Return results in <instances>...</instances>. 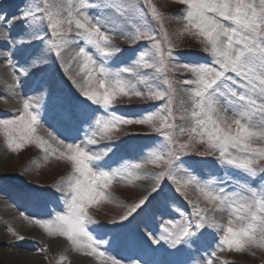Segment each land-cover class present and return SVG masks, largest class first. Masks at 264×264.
Masks as SVG:
<instances>
[{"label":"rangeland","instance_id":"obj_1","mask_svg":"<svg viewBox=\"0 0 264 264\" xmlns=\"http://www.w3.org/2000/svg\"><path fill=\"white\" fill-rule=\"evenodd\" d=\"M255 3L259 4V0ZM82 5L88 7L82 8ZM153 7L162 18L159 23L151 15ZM45 8L60 13L63 19L68 18L69 12L73 20L80 19L81 12L93 22L94 18H100L109 30L112 45L121 50L114 54L102 53L75 36H70L73 42L67 46L61 40L50 38V44L61 46L63 59L55 56V47L52 52L45 51L44 38L13 45L12 40L28 39L34 31L41 36L50 32L46 20L32 29L28 19L20 18L23 11L36 13L38 10L43 12ZM186 15L187 7L182 0H96L95 7L89 4V0H0V18L9 17L18 29L11 32L7 28L9 21L5 29L0 23V84L4 71L10 70L18 87L28 88V96L38 95L32 103L34 107L29 109L37 116V122L32 125L35 131L21 147H16L20 143V134L10 137L0 125V264H112L113 260L120 264H204L214 251L216 259L212 264H224L225 261L228 264H264V248L257 244L245 245L239 251L227 246L223 250L217 248L228 221H232L234 228H241L252 223L250 216L254 215L259 223L260 211L254 202L260 200L264 193V183H261L264 173L259 175L258 171L259 176L253 177L227 161L221 162L218 152L198 155L208 151V143L206 136L191 133L194 125L190 118L194 85L177 86L172 98L169 123H174L175 128H169L168 134L176 147L180 143L189 144V149L177 153L173 160L171 175L181 181L177 185L172 179L159 176L161 172L168 173L164 164L151 162L155 155L168 151L164 135L153 131V127H159V120L153 121L152 125L120 124L113 129L114 138L111 140L94 135L98 132L96 118L107 119L113 113L133 120L153 113L163 115L158 109L165 102L119 96L111 110L106 112L103 106L84 97L70 78L71 66L74 69L82 66L78 58L74 59L80 47H85L97 67L111 73L121 72L123 79L145 93L149 87L163 90L165 77L173 82L194 79L191 72L174 70V65L187 63L218 68L212 64V56L204 52L202 38L186 30ZM225 23L231 26V22ZM72 28L75 32L74 23ZM137 32H146L154 36L155 41H136ZM4 37H8L7 41L2 39ZM157 41L161 43L166 57L169 50L173 54L164 64L160 63L159 53L153 47ZM6 57L13 61L15 67L7 66ZM38 58L47 62L30 67ZM144 64L152 67L144 68ZM125 67L132 71L123 73ZM227 75L235 76L231 72ZM76 76V80L82 83L83 74ZM237 90L241 91L238 86ZM220 104H224L223 99ZM50 108L52 116L49 117L47 112ZM23 111L1 84L0 120L14 119ZM228 115L231 116L232 112L229 111ZM61 122L70 126L60 130L65 126L63 124L60 128ZM47 123L52 124L51 128ZM254 123L257 125L255 131H264L259 127L258 116ZM89 138L96 143L89 144ZM40 140L47 143L41 146ZM66 141L101 157L93 162V171L117 173L105 190V198L88 205L91 219L85 226L97 242L93 247H97L103 256L90 254L89 248L77 249L66 236L51 233L43 226L68 212L70 197L67 192L72 168L67 155L60 156L61 152L67 153ZM251 142L254 147H264V138L259 136ZM45 148L49 150L46 152ZM229 151L232 155L240 154L235 149L230 148ZM136 165L141 167L136 168ZM256 167L258 170L264 167V159L259 160ZM191 177H195V182L185 184L184 181ZM177 187L180 191H176ZM154 188L157 191L153 192ZM201 188H210L215 192L223 188L234 202L229 208L217 209L204 198ZM253 189L256 190L255 196L250 191ZM144 197H148L146 203L121 220ZM194 204L203 210L201 215L207 226H193L191 234L175 246L159 239L164 235L165 226L169 227L170 233L179 236L189 221L197 223ZM239 204H247L250 208L241 220L235 218L238 213L234 215ZM260 235L257 228L258 239ZM80 252L88 254L89 262L76 261V254Z\"/></svg>","mask_w":264,"mask_h":264},{"label":"snow or ice","instance_id":"obj_2","mask_svg":"<svg viewBox=\"0 0 264 264\" xmlns=\"http://www.w3.org/2000/svg\"><path fill=\"white\" fill-rule=\"evenodd\" d=\"M150 2V0H149ZM186 4L187 20L186 30L192 31L194 35L202 38L203 50L209 53L213 60L212 64L217 65H190L177 64L173 68L176 71H188L193 74V80H184L173 82L166 77L163 81L165 86L163 90H157L149 87L148 91L137 90L136 86L129 80L123 79L121 72L111 73L103 67H97L96 61L85 50L80 47L77 57L82 66L77 75L83 74V82H78L75 77H70L73 84H76L81 94L95 104H99L107 111L111 110L113 102L119 96L143 97L145 100L164 101L162 108L158 109L157 115L153 113L146 115L143 119H125L114 113L107 119H95L98 132L101 138L113 139V129L120 124H144L152 125L153 121L159 120V127H153V131L164 135L168 147V151L163 154L155 155L152 163L164 164L168 168V173L161 172L160 177L170 178L177 185L181 181L171 175L173 171V160L179 152L189 149V144L180 143L176 147L172 137L168 134L169 128H175V124L169 123V117H172V98L176 91V87H187L194 85L192 91V108L190 118L194 121L191 133L200 137H207L208 151L200 152L198 155H214L219 153L221 162L237 166L253 177L264 173V167L257 169L256 165L259 160L264 159V147H254L252 140L259 136L264 138V131L257 132L254 129L257 125L254 119L259 117V127L264 128V0H259V4L255 0H182ZM89 4L96 6V0H89ZM87 8L88 5H82ZM44 13H47L45 16ZM151 15L159 23L161 16L156 12L155 7L152 8ZM81 18L73 20L72 13H68V18L63 19L60 13H53L45 8L43 12L23 11L21 19H28L29 27L38 28L41 21H47V27L50 32L45 35H39V32H33L28 38L21 40H12L13 45L21 42H28L33 39H45V51H51L55 47V56L63 59L61 54V46L59 44L52 45L49 43L50 38H56L63 41L64 45H69L73 41L70 36H75L80 42H86L87 45L94 46L102 53H117L121 49L115 47L111 43V37L108 29L101 23L100 18L89 19L80 13ZM225 21L231 22V26L226 25ZM75 25L76 31L73 32L72 25ZM104 29V30H102ZM82 30V31H81ZM7 39L8 37H4ZM136 41L147 40L155 41V37L146 32H137ZM153 47L159 53L160 63L164 64L166 59L173 57L172 51L167 52V57L161 48V43L157 41ZM111 48V51L109 50ZM11 56V51L9 53ZM7 59L8 67H15L11 59ZM47 61L42 58L35 59L30 67H37ZM144 68H151L152 65L144 64ZM30 68H28V71ZM27 71V72H28ZM68 71V68H65ZM132 69L123 68V73H130ZM27 72L25 74H27ZM234 73L235 76L227 75ZM15 79V77L13 78ZM237 86L241 91L237 90ZM15 87V85H13ZM224 100V104H220V100ZM31 107L28 100L23 101V113L14 119L0 120L5 132L9 136L20 134V143L16 147H21L26 139H31V133L35 131L32 127L37 122V116L29 111ZM232 115L229 116L228 112ZM183 118V117H181ZM174 119V118H173ZM183 132V129H181ZM51 135V134H50ZM39 139V138H38ZM55 139V137H53ZM192 136L189 137L191 141ZM47 142L40 140L41 146ZM62 143V142H61ZM89 144L96 143V140L89 138ZM171 146H168V145ZM50 147V146H49ZM67 153L61 152L60 156L67 155V160L71 162L72 175L69 178L67 196L70 197L68 203V212L66 215H59L54 222H46L43 226L51 233H58L66 236L77 249L89 248L90 254L103 256L102 252H98L97 247H93L97 242L92 239L86 229V223L90 221L88 215V205L97 202L99 199L105 198V190L117 173L110 174L106 171H93L92 164L94 161L101 159L100 156L90 154L79 145L67 144ZM175 148V151L173 149ZM235 149L239 155H232L229 149ZM49 149L45 148L47 152ZM53 152L57 149H52ZM106 155V153L104 154ZM140 168V165H136ZM259 171V175H258ZM195 182V177H191L185 184ZM264 183V179H261ZM157 191L156 188L152 190ZM176 191H180L177 187ZM204 198L217 209L229 208L233 204V197L225 194V189L221 188L219 192H215L210 188H201ZM252 195H256V190H250ZM235 195V194H233ZM144 197L134 204L126 216H122L121 220L126 219L132 213L140 209L147 200ZM260 211V220L257 224L256 216H250L252 223L241 228H234L232 221H228V226L223 230V235L217 248L223 250L224 246L241 250L245 245L257 244L258 247L264 248V193L261 199L254 202ZM197 223H191L183 227L179 236L169 232V227L163 228L164 235L159 239L167 240L171 245L180 244L182 240L191 234L193 226L201 228L207 226L201 215L202 211L198 205H193ZM250 212L247 204H239L235 210L237 220L244 219ZM257 228L260 237H257ZM170 234V235H167ZM43 251V249H42ZM216 259L215 251L211 253L209 260L204 264H212ZM112 264H120L119 261L113 260ZM224 264H228L227 261Z\"/></svg>","mask_w":264,"mask_h":264},{"label":"bare ground","instance_id":"obj_3","mask_svg":"<svg viewBox=\"0 0 264 264\" xmlns=\"http://www.w3.org/2000/svg\"><path fill=\"white\" fill-rule=\"evenodd\" d=\"M8 10L9 9H7L6 11H8ZM110 17H112V16H110ZM107 18L108 17H105V19H107ZM8 21H9V27L7 26V28H9V30L11 32L14 31V30H15V32H17L18 29L15 27L13 21H11L9 17H5V18H3V20L0 18V23H1L2 29H5L4 27H6V25H8ZM5 35H3V36H5ZM2 39L7 41L5 38H2ZM3 43L6 44V42H3ZM78 68L79 67L74 69V67L71 66V68L69 69L71 77H75L76 79L78 78L76 76V74L78 73L77 71L79 70ZM13 78H14V76H13L12 72L10 70H6V71H4L3 77H1V84H3L6 87V90L9 93L10 97L15 99V102L19 103V105L22 108H23V101L24 100H28L30 105H31V107L29 109H32L34 107L32 103H34L36 101L38 95L34 94L32 96H28L27 95L28 88L25 87V86L23 88L18 87L16 81ZM13 85H15V87H13ZM50 114H52V108H50L48 110L47 116H49ZM50 116H52V115H50ZM63 124H65V126L62 127ZM47 126L49 128H51L50 126H52V124L51 123L50 124L47 123ZM68 126H70V125H68L66 122H61L60 123V128L61 127L62 128L60 130H65V127H68ZM65 143L69 144L70 142L66 141ZM88 258H89L88 254H85L84 252H80V253L76 254V257H75L76 261H81V262H85V261L89 262Z\"/></svg>","mask_w":264,"mask_h":264}]
</instances>
